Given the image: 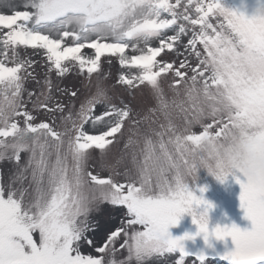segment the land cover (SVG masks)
Segmentation results:
<instances>
[{
	"label": "snow or ice",
	"instance_id": "6c2138e0",
	"mask_svg": "<svg viewBox=\"0 0 264 264\" xmlns=\"http://www.w3.org/2000/svg\"><path fill=\"white\" fill-rule=\"evenodd\" d=\"M254 3L246 16L221 0H24V10L0 0L10 9L0 12V162L13 166L0 176V264H143L177 251L175 264L202 262L184 245L198 235L230 237V264H264V0ZM70 76L94 90L80 99ZM145 89L156 103L140 115L131 100ZM200 168L221 183L242 174L250 229L209 232L213 204L186 181ZM105 205L124 211L113 231L97 222ZM193 208L203 209L196 233L172 236ZM97 228L108 231L101 245L89 237Z\"/></svg>",
	"mask_w": 264,
	"mask_h": 264
},
{
	"label": "rangeland",
	"instance_id": "374dc122",
	"mask_svg": "<svg viewBox=\"0 0 264 264\" xmlns=\"http://www.w3.org/2000/svg\"><path fill=\"white\" fill-rule=\"evenodd\" d=\"M24 0H11V3L17 7L18 10H24L22 7ZM221 4L229 9L236 10L238 12H243L246 16H251L254 14L255 3L254 0H221ZM0 12L8 13L10 9L0 8ZM186 39V38H185ZM90 51V50H85ZM183 51V49H181ZM30 55V53H29ZM34 59H39L38 57H33ZM103 59V58H102ZM163 59L165 60H173L177 59L173 55H164ZM178 62V60H177ZM193 64L195 60L191 61ZM105 72H110V79L105 81L106 86H111L117 75H118V64L115 60L109 68L107 63L103 65ZM45 68L42 65L35 66V73L38 78H43V73L45 72ZM55 80V77H53ZM86 83L79 77L70 76L68 79L63 81L65 86H70L73 88L80 89V99H83L85 95L89 94L90 91L87 90L82 85ZM95 83V80L93 81ZM37 86L34 82H29L27 84V88L29 90L35 89ZM167 91V90H166ZM59 95L58 93L56 94ZM171 96V93H168ZM125 100H129L127 95L124 96ZM64 102L67 103V98H63ZM80 100L76 101L77 107L79 105ZM155 100H153L145 89L143 93L137 92L136 98L131 100V106L134 110L138 111L140 115H144L147 113V109L155 107ZM139 119V117H137ZM142 127H146V125H141ZM201 129L197 126L194 131L199 132ZM128 136L127 131L125 132V136L121 138L120 143L116 146L112 153V162H115V158L121 154L123 150L124 142L126 141ZM98 169L97 161H90ZM130 167L128 161H125ZM124 165L118 166L119 171H123ZM13 166L8 162H0V176H2L3 181L6 183L8 181L9 176L12 174ZM103 175H107V172H103ZM197 179L195 181V188L197 189L195 194L197 196L203 195V198L213 204V208L209 211V232L216 226H231L235 224L241 230L250 229L251 223L249 220L245 218L244 210L240 207V184L236 183V179H239L241 182L244 181V177L242 174L235 173L236 179H234L233 175H229L226 177L223 183L217 181L213 176L209 175L205 169L197 170ZM190 187H193V184L189 183ZM204 187L206 191L202 194L199 192V188ZM105 215L100 216L98 219V223L106 225L108 231H113L117 227H120L121 219L124 218V211H116L112 210L111 215H107V212L112 209V206L105 205ZM108 231H105L102 228L94 229L92 233L89 234L90 238H93L97 245H101L103 241L106 239ZM196 225L192 223V216L189 214H183L176 226L170 227L169 232L172 236H181L184 233L194 234L196 233ZM122 238L117 240L116 247L118 249L116 258L118 260L124 259L126 256V252L123 249H119V244L122 243ZM185 250L189 253L195 254L196 252L203 251L205 255L211 254H222L230 251L234 245L231 242L230 237H225L223 240H217L213 236H209L207 244L205 243L203 236L198 235L195 236L192 240L184 241ZM211 245V247H209ZM86 254L90 251L88 247H84L82 249ZM179 252H175L172 254H166L165 258L156 259L155 257L149 258L143 262V264H175L176 259L179 258ZM193 255H189L185 258V264H230V261L227 259L223 260H204L199 261L192 257Z\"/></svg>",
	"mask_w": 264,
	"mask_h": 264
},
{
	"label": "clouds",
	"instance_id": "9594fccd",
	"mask_svg": "<svg viewBox=\"0 0 264 264\" xmlns=\"http://www.w3.org/2000/svg\"><path fill=\"white\" fill-rule=\"evenodd\" d=\"M202 169H205L209 175H211V176H213V177L215 178V176L212 174L214 171H216L214 168H213L211 171H209L208 168H202ZM196 173H197V171L188 174V175L186 176V181H187V182H191L192 184L195 185V181H196V179H197V175H196ZM210 210H211V209H210ZM210 210H209V211H210ZM209 211L207 212L206 216L204 217L207 226L209 225V216H208ZM202 212H203V209L193 208L191 212H186V213H184V214H189V215L192 216V217H193V215H195L196 218L199 220L200 217H201ZM194 225H196V224H194ZM196 229H197V225H196Z\"/></svg>",
	"mask_w": 264,
	"mask_h": 264
}]
</instances>
